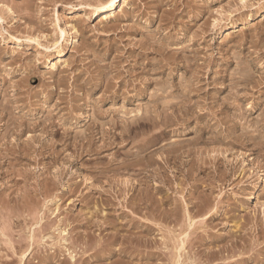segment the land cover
<instances>
[{
  "label": "rangeland",
  "instance_id": "obj_1",
  "mask_svg": "<svg viewBox=\"0 0 264 264\" xmlns=\"http://www.w3.org/2000/svg\"><path fill=\"white\" fill-rule=\"evenodd\" d=\"M108 1L0 0V264H264V0Z\"/></svg>",
  "mask_w": 264,
  "mask_h": 264
},
{
  "label": "bare ground",
  "instance_id": "obj_2",
  "mask_svg": "<svg viewBox=\"0 0 264 264\" xmlns=\"http://www.w3.org/2000/svg\"><path fill=\"white\" fill-rule=\"evenodd\" d=\"M122 0H109L107 3H105V7L104 6H102V7H104L105 8V10L107 9L108 11L109 10H113L114 8H115V6L117 5V3L118 2H121ZM101 4V3H100ZM120 4V3H119ZM88 6V5H87ZM121 6V5H120ZM245 6V5H244ZM106 10V11H107ZM191 10V9H190ZM103 12H104V10H103ZM28 19V18H27ZM36 20V19H35ZM219 22V21H218ZM221 23V22H220ZM33 24H34V22H33ZM195 24V23H194ZM36 25V24H35ZM166 32V31H165ZM153 34V33H152ZM148 37V36H147ZM150 37H152V36H150ZM153 44V43H152ZM158 44V43H157ZM160 45H162V44H160ZM149 46V45H148ZM151 46V45H150ZM155 48V47H154ZM119 49V48H118ZM151 49V48H150ZM160 51V50H159ZM152 52H153V50H152ZM192 52V51H191ZM152 55V54H151ZM145 57V56H144ZM240 58V57H239ZM190 59V58H189ZM22 60V59H21ZM191 60V59H190ZM189 60V61H190ZM195 61V60H194ZM203 63V62H202ZM195 64V63H194ZM189 65V64H188ZM192 66V65H191ZM248 66V65H247ZM250 66V65H249ZM152 67V66H151ZM189 69V68H188ZM251 69V68H250ZM133 70V69H132ZM116 72V71H115ZM192 73V72H191ZM248 73V72H247ZM34 74V73H33ZM72 76V75H71ZM107 76V75H106ZM132 76V75H131ZM155 76V75H154ZM121 77V76H120ZM253 77V76H252ZM126 78V77H125ZM196 78V77H195ZM186 79V78H185ZM108 80V79H107ZM125 80V79H124ZM135 80V79H134ZM247 80V79H246ZM105 81H106V79H105ZM120 81H121V79H120ZM128 81V80H127ZM198 81V80H197ZM111 83V82H110ZM132 83V82H131ZM195 83V82H194ZM54 84V83H53ZM123 84H124V82H123ZM128 84H129V82H128ZM171 84V83H170ZM124 86V85H123ZM134 86V85H133ZM155 86V85H154ZM244 86V85H243ZM173 87V86H172ZM165 88V87H164ZM234 89H235V87H234ZM258 90V89H257ZM11 91H12V89H11ZM110 93V92H109ZM175 93V92H174ZM4 94H6V93H4ZM120 94V93H119ZM128 94V93H127ZM146 94V93H145ZM178 94V93H177ZM2 95V94H1ZM169 95V94H168ZM237 96H238V94H237ZM4 98V97H3ZM8 98V97H7ZM102 98V97H101ZM152 98V97H151ZM163 98V97H162ZM183 98V97H182ZM154 99H156V98H154ZM185 99V98H184ZM225 99V98H224ZM87 100V99H86ZM151 100V99H150ZM228 100V99H227ZM91 101H93V100H91ZM160 101V100H159ZM157 102V101H156ZM241 104V103H240ZM190 105V104H189ZM1 106V105H0ZM86 106H88V105H86ZM186 106H187V104H186ZM3 107V106H2ZM98 107V106H97ZM164 107V106H163ZM227 107H228V105H227ZM161 109H162V107H160ZM182 108V107H181ZM192 108V107H191ZM99 111V110H98ZM150 111V110H149ZM100 112H101V109H100ZM104 112V111H103ZM155 112H156V110H155ZM232 112V111H231ZM262 112V111H261ZM93 113V112H92ZM260 113V112H259ZM73 114V113H72ZM102 114V113H101ZM213 114V113H212ZM242 114V113H241ZM245 114V113H244ZM50 115V114H49ZM157 115H159V114H157ZM156 115V116H157ZM181 115V114H180ZM243 115V114H242ZM12 116V115H11ZM112 116V115H111ZM10 117V116H9ZM49 117V116H48ZM139 117V116H138ZM146 117V116H145ZM152 117V116H151ZM239 117V116H238ZM45 118V117H44ZM118 118V117H117ZM182 118V117H181ZM189 118V117H188ZM241 118H244V117H241ZM240 118V119H241ZM132 119V118H131ZM143 119V118H142ZM153 119V118H152ZM216 119V118H215ZM238 119V118H237ZM128 120H130V119H128ZM141 120V119H140ZM143 120H146V119H143ZM235 120V119H234ZM12 121V120H11ZM94 121V120H93ZM115 121V120H114ZM232 121V120H231ZM102 122V121H101ZM121 122V121H120ZM125 122V121H124ZM140 122H143V121H140ZM149 122V121H148ZM239 122V121H238ZM127 123V122H126ZM131 123V122H130ZM144 123V122H143ZM256 123V122H255ZM49 124V123H48ZM102 124V123H101ZM104 124V123H103ZM240 124V123H239ZM52 125V124H51ZM50 125V126H51ZM67 125V124H66ZM114 125V124H113ZM131 125V124H130ZM161 125V124H160ZM245 125V124H244ZM6 126V125H5ZM18 126V125H17ZM21 126V125H20ZM19 126V127H20ZM103 126V125H102ZM122 126V125H121ZM127 126V125H126ZM257 126V125H256ZM44 127V126H43ZM94 127V126H93ZM106 127V126H105ZM146 127V126H145ZM157 127V126H156ZM242 127V126H241ZM34 128H35V126H34ZM115 128V127H114ZM131 128V127H130ZM154 128V127H153ZM245 128V127H244ZM68 129V128H67ZM87 129V128H86ZM100 129V128H99ZM127 130V129H126ZM159 130V129H158ZM245 130V129H244ZM247 130V129H246ZM262 130V129H261ZM37 131V130H36ZM69 131V130H68ZM101 131V130H100ZM150 131V130H149ZM153 131V130H152ZM155 131H156V129H155ZM154 131V132H155ZM211 131V130H210ZM254 131V130H253ZM12 132V131H11ZM18 132V131H17ZM38 132V131H37ZM51 132V131H50ZM65 132V131H64ZM102 132V131H101ZM247 132V131H246ZM127 133V132H126ZM135 133V132H134ZM156 133H157V131H156ZM244 133V132H243ZM250 133V132H249ZM41 134V133H40ZM89 134V133H88ZM149 134V133H148ZM135 135V134H134ZM152 135H154L153 133H152ZM249 135V134H248ZM248 135H246V136H248ZM77 136V135H76ZM81 136V135H80ZM109 136V135H108ZM119 136V135H118ZM250 136V135H249ZM261 136V135H260ZM263 136V135H262ZM261 136V137H262ZM68 137V136H67ZM83 137H85V136H83ZM252 137V136H251ZM30 138V137H29ZM62 138V137H61ZM113 138V137H112ZM24 139V138H23ZM120 139V138H119ZM133 139H134V137H133ZM252 139V138H251ZM250 139V140H251ZM255 139V138H254ZM263 139V138H262ZM261 139V140H262ZM25 140V139H24ZM126 140V139H125ZM162 140V139H161ZM236 140V139H235ZM246 140V139H245ZM94 141V140H93ZM132 141V140H131ZM155 141H156V139H155ZM242 141V140H241ZM11 142H12V140H11ZM91 142V141H90ZM107 142V141H106ZM163 142V141H162ZM214 142V141H213ZM240 142V141H239ZM59 143V142H58ZM81 143V142H80ZM180 143V142H179ZM254 143H255V140H254ZM107 144V143H106ZM218 144V143H217ZM82 145V144H81ZM101 145H103V144H101ZM117 145V144H116ZM256 145V144H255ZM75 146V145H74ZM99 146V145H98ZM107 146V145H106ZM177 146V145H176ZM244 146V145H243ZM260 146V145H259ZM262 146V145H261ZM96 147V146H95ZM101 147V146H100ZM161 147V146H160ZM220 147V146H219ZM137 148H138V146H137ZM164 148V147H163ZM252 148V147H251ZM257 148V147H256ZM262 148V147H261ZM23 149V148H22ZM92 149V148H91ZM98 149H99V147H98ZM109 149V148H108ZM139 150V149H138ZM142 150V149H141ZM157 150V149H156ZM180 150V149H179ZM129 151V150H128ZM140 151V150H139ZM143 151V150H142ZM262 151V150H261ZM260 151V152H261ZM112 152V151H111ZM176 152V151H175ZM182 152V151H181ZM259 152V151H258ZM131 153V152H130ZM89 154V153H88ZM123 154V153H122ZM164 154V153H163ZM178 154V153H177ZM188 154V153H187ZM105 155V154H104ZM151 155V154H150ZM53 156V155H52ZM144 156V155H143ZM264 156V155H263ZM191 158V157H190ZM225 158H227V157H225ZM238 158V157H237ZM161 159V158H160ZM264 159V158H263ZM127 161V160H126ZM196 162V161H195ZM213 162V161H212ZM117 163V162H116ZM120 163V162H119ZM171 163V162H170ZM234 163V162H233ZM123 164V163H122ZM227 167V166H226ZM244 167V166H243ZM150 168V167H149ZM170 169V168H169ZM226 169V168H225ZM229 169V168H228ZM125 171V170H124ZM133 171V170H132ZM168 171V170H167ZM230 171V170H229ZM242 171V170H241ZM159 172V171H158ZM110 173V172H109ZM147 174V173H146ZM158 176V175H157ZM159 177V176H158ZM161 177V176H160ZM251 177V176H250ZM254 177V176H253ZM93 178V177H92ZM245 179H246V177H245ZM92 181V180H91ZM142 181V180H141ZM86 183V182H85ZM125 183V182H124ZM232 183V182H231ZM8 185V184H7ZM123 185V184H122ZM158 185V184H157ZM231 187V186H230ZM91 190V189H90ZM219 190V189H218ZM242 190V189H241ZM258 191V190H257ZM79 194V193H78ZM127 195V194H126ZM116 197V196H115ZM148 197V196H147ZM112 198V197H111ZM205 203V202H204ZM118 204V203H117ZM192 204V203H191ZM168 208V207H167ZM241 208V207H240ZM263 212V211H262ZM257 213V212H256ZM130 214V213H129ZM166 216V215H165ZM170 216V215H169ZM251 216V215H250ZM198 220V219H197ZM34 221H35V219H34ZM32 222H33V219H32ZM70 223V222H69ZM258 223V222H257ZM108 224V223H107ZM252 225V224H251ZM181 226V225H180ZM51 227V226H50ZM194 227V226H193ZM150 228V227H149ZM43 229V228H42ZM180 229V228H179ZM8 230V229H7ZM11 230V229H10ZM66 230V229H65ZM12 231V230H11ZM43 231V230H42ZM65 232V231H64ZM11 234V233H10ZM39 234V233H38ZM188 234V233H187ZM51 236V235H50ZM122 236V235H121ZM129 236V235H128ZM9 237V236H8ZM45 237H47V236H45ZM140 238V237H139ZM147 238V237H146ZM5 240V239H4ZM64 240V239H63ZM39 241V240H38ZM70 241V240H69ZM146 242V241H145ZM4 243H5V241H4ZM17 243V242H16ZM132 243V242H131ZM13 244V243H12ZM38 244V243H37ZM184 245H186V244H184ZM45 246V245H44ZM82 246V245H81ZM160 246V245H159ZM219 246V245H218ZM158 247V246H157ZM220 247V246H219ZM60 248V247H59ZM180 248V247H179ZM65 249V248H64ZM87 250V249H86ZM151 250V249H150ZM159 250V249H158ZM157 250V251H158ZM255 250V249H254ZM162 251V250H161ZM169 251H171V250H169ZM160 252V251H159ZM187 252V251H186ZM226 252V251H225ZM37 253V252H36ZM179 253V252H178ZM26 254H24V256H25ZM84 255V254H83ZM171 255V254H170ZM226 255V254H225ZM169 256V255H168ZM23 257V256H22ZM221 258V257H220ZM226 258V257H225ZM230 258H231V256H230ZM250 258V257H249ZM222 259V258H221ZM224 259V258H223ZM124 260V259H123ZM181 261V260H180ZM185 261V260H184ZM190 261H192V260H190ZM198 261V260H197ZM196 261V262H197ZM226 262V261H225ZM250 262V261H249ZM176 263V262H175ZM180 263V262H179ZM188 263V262H187ZM208 263H209V261H208ZM92 264V263H91ZM194 264V263H193Z\"/></svg>",
  "mask_w": 264,
  "mask_h": 264
}]
</instances>
